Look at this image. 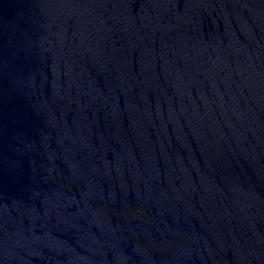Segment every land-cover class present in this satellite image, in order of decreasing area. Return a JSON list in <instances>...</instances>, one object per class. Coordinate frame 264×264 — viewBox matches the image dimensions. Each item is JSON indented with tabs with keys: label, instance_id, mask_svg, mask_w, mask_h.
<instances>
[{
	"label": "water",
	"instance_id": "obj_1",
	"mask_svg": "<svg viewBox=\"0 0 264 264\" xmlns=\"http://www.w3.org/2000/svg\"><path fill=\"white\" fill-rule=\"evenodd\" d=\"M0 264H264V13L0 0Z\"/></svg>",
	"mask_w": 264,
	"mask_h": 264
}]
</instances>
